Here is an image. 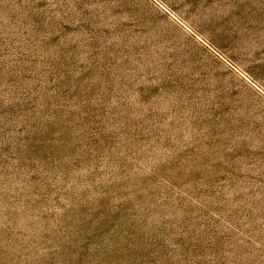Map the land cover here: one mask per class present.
Returning <instances> with one entry per match:
<instances>
[{"label":"rangeland","instance_id":"rangeland-1","mask_svg":"<svg viewBox=\"0 0 264 264\" xmlns=\"http://www.w3.org/2000/svg\"><path fill=\"white\" fill-rule=\"evenodd\" d=\"M0 264H264V0H0Z\"/></svg>","mask_w":264,"mask_h":264}]
</instances>
